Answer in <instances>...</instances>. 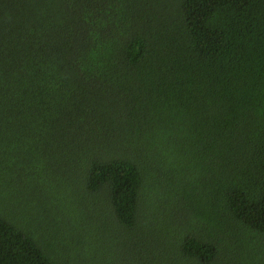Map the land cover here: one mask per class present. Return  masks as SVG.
Here are the masks:
<instances>
[{"label": "trees", "instance_id": "obj_1", "mask_svg": "<svg viewBox=\"0 0 264 264\" xmlns=\"http://www.w3.org/2000/svg\"><path fill=\"white\" fill-rule=\"evenodd\" d=\"M0 264H264V0H0Z\"/></svg>", "mask_w": 264, "mask_h": 264}, {"label": "rangeland", "instance_id": "obj_2", "mask_svg": "<svg viewBox=\"0 0 264 264\" xmlns=\"http://www.w3.org/2000/svg\"><path fill=\"white\" fill-rule=\"evenodd\" d=\"M26 208H27V206H26ZM33 213H34V214H37V213H38V211H37V210H35ZM24 214H25V213H24ZM24 214H23V215H24ZM23 215H22V216H23ZM197 221H198V220H196V222H197ZM96 252H97V251H96ZM97 254H98V252H97ZM98 255H99V254H98Z\"/></svg>", "mask_w": 264, "mask_h": 264}]
</instances>
